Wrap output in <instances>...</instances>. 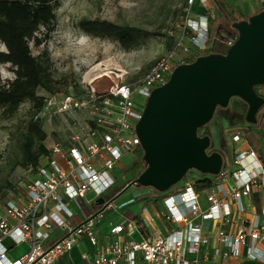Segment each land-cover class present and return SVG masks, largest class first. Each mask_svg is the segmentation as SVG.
Wrapping results in <instances>:
<instances>
[{"label":"built area","instance_id":"1","mask_svg":"<svg viewBox=\"0 0 264 264\" xmlns=\"http://www.w3.org/2000/svg\"><path fill=\"white\" fill-rule=\"evenodd\" d=\"M194 2L188 0L189 8ZM199 2L207 6V0ZM186 24L194 48L204 49L207 18L196 20L186 14ZM235 37L229 35L221 42L228 49ZM175 51L159 58L137 84L116 85L104 95L92 93L79 100L70 95L43 98V109L85 111L86 132L52 144L48 155L40 158L24 197L5 203L0 213V264H137L138 260L148 264H201L210 255L213 260L245 257L264 264V207L258 215L247 218L242 205L253 192L264 194V145L256 150L237 146L229 161L223 160L213 184L204 190L205 209L199 204L203 191H196L193 182L184 178L177 191L160 197L162 209L157 216L144 208L139 220L110 223L106 235L93 228L94 218L114 208V203L106 207L96 203L99 198L104 203L112 199L106 195L116 182L110 172L119 167L125 153L135 154L140 147L135 127L147 98L183 64L175 63ZM242 138V130L230 136L233 145L240 144ZM88 194H93L91 199H87ZM69 203L81 207L84 220L76 217V222H71L75 216ZM156 220L165 228L156 226ZM205 222L218 224L214 234L205 230ZM138 229L143 231L139 241L133 239ZM58 230L62 235L54 238ZM21 244L27 246L26 253L10 260L9 252ZM208 247L212 249L210 255ZM77 248L78 260L74 261L72 254Z\"/></svg>","mask_w":264,"mask_h":264},{"label":"rangeland","instance_id":"2","mask_svg":"<svg viewBox=\"0 0 264 264\" xmlns=\"http://www.w3.org/2000/svg\"><path fill=\"white\" fill-rule=\"evenodd\" d=\"M195 6L196 3L193 8H189L188 0H60L55 12L53 31L46 34L45 30L41 29L36 34V38L41 39L40 46H35L32 41L29 43L31 54L48 67L51 75L49 84L51 91L39 88L36 94L42 98L49 95L58 98L70 95L79 100L92 93L104 95L116 85H134L175 44H177L175 63L191 58L196 54V49L191 32L188 33L185 27L186 14L187 18L188 16L191 18ZM200 7L204 8L202 5ZM84 19H99L117 25L132 26L147 32L149 37L138 47L125 51L111 40L89 37L80 32L77 25ZM209 19L207 26L211 25V39L219 40L214 33L217 27H221L222 20L218 23L216 16ZM223 26L225 29L229 28L230 23L226 22ZM0 50H4L1 44ZM191 62L193 61L190 60L189 63ZM0 76L3 84L13 80L11 67L2 65ZM261 94L264 96V88ZM237 102L241 101L232 98L225 109L217 108L206 126L210 132L212 149L221 154L224 162L229 161L237 146L247 145L256 150L258 147L263 148L264 145V119H259L261 112L256 115L258 124L255 128L247 130L248 124L244 120L238 122L233 119L234 115L241 114L240 111L245 116L244 103L239 105L240 111L233 107V103ZM31 124H36L44 133L45 137L41 144L48 150L56 142L63 143L73 136H83L86 132L87 115L82 110L57 113L53 108H42L35 112L32 102L28 100L23 101L12 115H8L0 108V213L3 212L7 201L23 198L25 187L35 178L37 165L31 164L32 161L24 154L23 147ZM236 130H245L244 138L240 144L233 145L230 136ZM37 146L36 141L31 152H34ZM135 160L134 153H125L119 167L110 172L116 182L113 190L106 192L108 198L115 197L130 183L129 174L125 173V170ZM186 178L194 182L198 179V173L192 170L186 174ZM147 193L155 194L152 189L130 187L114 203L112 211L92 220L95 232L106 235L110 223L125 222L129 220V216H140L143 208H149L140 200ZM92 195L88 194L87 199H91ZM205 195L206 192L203 191L201 201ZM68 207L75 216L72 223L76 222V217L79 220L85 219V213L81 211L80 206L69 203ZM61 235L62 231L58 230L53 237ZM82 250H86L84 245ZM26 251V245H16L8 257L13 260ZM77 254L78 248L72 254L74 261L78 260ZM137 264L148 263L139 260Z\"/></svg>","mask_w":264,"mask_h":264},{"label":"water","instance_id":"3","mask_svg":"<svg viewBox=\"0 0 264 264\" xmlns=\"http://www.w3.org/2000/svg\"><path fill=\"white\" fill-rule=\"evenodd\" d=\"M230 27L236 37L225 54L199 56L178 65L165 85L151 91L135 127L145 170L107 203L99 198L98 205L114 203L133 186L166 193L192 170L217 176L222 156L207 154L210 137L198 136L197 130L207 126L215 110L225 109L230 99L246 105V124L257 123L264 105L254 92V87L264 85V9Z\"/></svg>","mask_w":264,"mask_h":264},{"label":"trees","instance_id":"4","mask_svg":"<svg viewBox=\"0 0 264 264\" xmlns=\"http://www.w3.org/2000/svg\"><path fill=\"white\" fill-rule=\"evenodd\" d=\"M59 1L60 0H0V44L4 47V50H0V67L2 65H9L14 75L13 80L7 81L5 84L2 83L0 76V108L4 109L5 113L8 115L14 114L20 104L25 100L32 102L35 112L40 111L43 104V98L39 97L36 94V91L39 88L51 91L49 85L51 75L48 72V67L31 54L29 43L32 41L35 46H40L41 39L36 38V34L41 29H44L46 34L53 31L55 12L59 6ZM263 9L264 6L258 12ZM247 18L249 17L238 16L237 18H232L229 21L230 26L234 22L246 20ZM210 26L208 29V42L206 47L201 50L195 48L196 54L191 58H185L183 64L189 63L190 60L194 61L199 56L210 54L223 55L226 53L227 48L221 42L224 37H222L219 32V34H217L219 40L211 39L212 33ZM230 26L224 31L230 33L231 36H235V33L233 34L234 31ZM77 27L78 30L86 36L111 40L125 51L138 47L143 40L149 37L147 32L142 31L139 28L117 25L99 19L81 20ZM190 35L192 37V34ZM214 35H216V33H214ZM178 39L176 41H178ZM176 46L177 44H175L170 51L177 49ZM263 88L264 85L254 87V92L261 98L264 97L263 94H261ZM241 103L243 102L233 103V107L240 111L239 105ZM259 111L261 112L259 119L262 120L264 119V105ZM240 113V115L233 116L234 121L243 122L244 115L242 111H240ZM257 124L258 120L254 126L248 125L246 129L251 130L255 128ZM244 131L245 130L242 132ZM197 135H208L210 137V132H208L206 126H204L197 130ZM44 137V133L41 132L38 126L36 124H31L30 130L25 136L23 147L24 154L32 161L31 164L33 166L37 165V161L41 156L48 155V151L41 144ZM36 141L38 142L37 149L34 152H31ZM212 148L213 145L206 151L207 154L214 152ZM135 157L136 160L125 170V173L129 174V182L137 179L145 170L143 152L140 147L135 150ZM214 179V176L198 173V179L193 182L194 188L196 191L202 192L211 187ZM181 182L176 184L166 193H155L158 197H162L168 193L177 191ZM136 218L137 217H135V219Z\"/></svg>","mask_w":264,"mask_h":264},{"label":"crops","instance_id":"5","mask_svg":"<svg viewBox=\"0 0 264 264\" xmlns=\"http://www.w3.org/2000/svg\"><path fill=\"white\" fill-rule=\"evenodd\" d=\"M194 12L192 13V18L198 19L199 17H206L207 22H210L209 18H213L216 16L218 19L217 22L222 20L221 27H217L216 35L218 32H220L222 37L229 36L228 33H226L225 27L223 26L226 22L229 23V21L232 18H237L238 16H245L250 17L254 14H256L260 9L264 6V0H207V6L205 8L200 7L199 0H195L193 6L195 5ZM192 6V8H193ZM211 16V17H210ZM209 27V25H208ZM215 35V36H216ZM121 197V195H120ZM119 197V198H120ZM202 197V193L200 195V198ZM117 198V200L119 199ZM199 198V204L202 209H205L208 207V203L206 202V195L201 201ZM117 200L114 202L116 203ZM141 201H144L146 205H148V212L153 215L157 216V212L162 209V206L160 204V197H156L154 195L144 194ZM242 205L246 209V217L252 218L259 214L262 207H264V194L260 192H253L248 199L242 200ZM114 209V208H113ZM144 209V208H143ZM112 211V210H111ZM141 216V215H140ZM140 216H129V220H139ZM135 217H137L135 219ZM127 221V220H125ZM124 222V221H123ZM122 223V222H120ZM113 224H119V223H113ZM155 225L161 228H165L164 223L161 220H156ZM205 230L210 231L212 234L215 233V231L218 228V224L212 223V222H205L204 223ZM102 235L101 233H99ZM143 238V231L141 229H138L134 236V240H141ZM105 241V240H104ZM106 243V242H105ZM211 248L208 247L206 252L210 255L211 254ZM76 251V250H75ZM74 251V252H75ZM73 252V253H74ZM202 253H204V249L202 248L200 256H202ZM139 261V260H138ZM137 261V263H138ZM201 264H260L258 262H252L247 260L245 257H229L227 259H216L213 260L211 258V255L209 256V260L202 262Z\"/></svg>","mask_w":264,"mask_h":264},{"label":"bare ground","instance_id":"6","mask_svg":"<svg viewBox=\"0 0 264 264\" xmlns=\"http://www.w3.org/2000/svg\"><path fill=\"white\" fill-rule=\"evenodd\" d=\"M101 76V75H100ZM104 76H106V75H104ZM109 78V77H108ZM96 79H97V77H96ZM110 79V78H109ZM111 80V79H110ZM91 83V82H90ZM112 83V82H111ZM93 87V86H92Z\"/></svg>","mask_w":264,"mask_h":264},{"label":"flooded vegetation","instance_id":"7","mask_svg":"<svg viewBox=\"0 0 264 264\" xmlns=\"http://www.w3.org/2000/svg\"><path fill=\"white\" fill-rule=\"evenodd\" d=\"M235 32H233V34H234ZM217 110V109H216ZM216 110H215V112H216Z\"/></svg>","mask_w":264,"mask_h":264}]
</instances>
